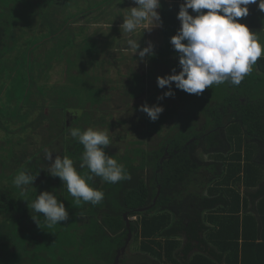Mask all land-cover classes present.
<instances>
[{
	"label": "trees",
	"instance_id": "trees-1",
	"mask_svg": "<svg viewBox=\"0 0 264 264\" xmlns=\"http://www.w3.org/2000/svg\"><path fill=\"white\" fill-rule=\"evenodd\" d=\"M81 1L88 2V6L77 12L70 10ZM117 1L121 2H0V72L10 78L3 99L0 98V127L19 124V132L27 129L32 132L20 139L19 144H13L12 140L0 143V165L4 176L11 181L23 170L40 173L33 187L29 186L23 194L12 182L3 186L5 177L0 176V264H198L199 261L193 259L197 251L207 254L201 264H215L214 260L218 264H238L239 251L249 247L245 229L256 223L253 216L248 215V208L241 219V202L261 200L257 208L264 210V94L258 86L264 82V56L239 86L214 84L200 95L193 94L192 102L201 99L198 104L206 116L202 130L197 127L175 130L178 123L170 120L177 114L171 110L164 111L155 122L146 113H138L139 104L125 112L121 120L123 125L131 127L129 129H141L136 126L143 119L150 140L156 135H169V138L151 152L136 148L134 159L128 155L123 158L110 143L106 154L125 166L130 179L111 184L94 176L91 186L105 193L99 205L83 202L77 205L63 182L47 173L50 162L45 151L53 152L52 148H56L53 160L54 155L67 154L81 174H90L87 168H79L83 145L78 141L63 144L66 135L63 131L69 124H62L63 120L67 116L72 123L80 118L75 112L66 114L68 109H73L90 112L99 118L97 123L108 124L107 117L113 112L107 87L79 85L81 77L71 74L85 50L96 46L93 37L77 32L74 25L82 16L86 23H91L94 18H86L88 13L98 11L103 15L108 6ZM164 19L167 41L157 57L171 61L175 50L170 38L178 30ZM79 38H84L83 42H77ZM51 45L48 64L41 62L37 54ZM71 48L75 57L71 56L68 71L72 81L80 79V82L58 90L62 105L56 108L55 119L60 135L53 140V133L43 128L47 120L43 102L33 100L32 91L41 89L35 72L38 67L42 73L53 59L62 60L66 50ZM14 70L18 73L12 78L10 72ZM158 75L161 77L160 72ZM137 81L125 93L129 100L144 93L140 83L145 78ZM250 82L252 86L248 88ZM67 100L72 106L64 105ZM12 103L15 106L11 108ZM7 105L10 112L4 109ZM36 106H42L41 115L30 121ZM61 107H66L65 112ZM140 143L147 144V140ZM36 145L38 149L32 148ZM254 189L258 190L252 191ZM44 191L54 192L64 202L69 212L68 221L48 228L42 217L41 227L32 219L28 202ZM250 220L252 222H248ZM132 241L140 243V254L136 258L124 252ZM227 253L230 254L226 257Z\"/></svg>",
	"mask_w": 264,
	"mask_h": 264
},
{
	"label": "clouds",
	"instance_id": "clouds-1",
	"mask_svg": "<svg viewBox=\"0 0 264 264\" xmlns=\"http://www.w3.org/2000/svg\"><path fill=\"white\" fill-rule=\"evenodd\" d=\"M132 3L136 6L123 11L118 7L116 9L124 12L123 23L120 25L122 38L125 34L130 36L124 42L126 47H122L121 52L138 54L143 61L146 57L155 56V45L149 41L141 50L140 41L131 38L130 34L140 29L144 33L162 27L159 12L162 5L161 0H132ZM250 5H258L259 10L264 12V0H184L177 16L181 27L170 40L179 54L181 70L177 73L174 68L172 74L157 77V86L162 90L168 89L158 100L175 95L173 84L176 89L196 95L202 94L214 84H241L252 72L253 66L264 56V31H250L247 25L240 22V18L249 15ZM189 10L195 15L190 14ZM139 110L146 113L153 122L164 112L159 104L149 106L147 103ZM67 131L71 138L83 145L84 152L79 168H87L90 174H81L67 154L63 157L57 155L53 160V153L49 150L45 151L46 159L50 162L47 173L63 182L77 205L81 202L99 205L104 200L105 193L91 186L94 176L115 184L130 179V175L114 156L106 154L111 143L109 130L92 127L81 130L70 127ZM39 174L20 171L13 184L23 194L29 186L33 187ZM28 207L32 219L39 227L41 217L48 228L69 219L64 202L54 192L44 191L38 194L34 201L28 202Z\"/></svg>",
	"mask_w": 264,
	"mask_h": 264
},
{
	"label": "rangeland",
	"instance_id": "rangeland-1",
	"mask_svg": "<svg viewBox=\"0 0 264 264\" xmlns=\"http://www.w3.org/2000/svg\"><path fill=\"white\" fill-rule=\"evenodd\" d=\"M0 2L2 3L4 0H0ZM86 6H88V2L81 1L77 4H74L70 10L77 12L79 9L85 8ZM117 7L118 5L110 8L103 15L98 11L88 13L89 15L86 18H94L92 19L91 23H86L85 17L82 16L80 20L74 25L77 32L93 37L94 43L96 44L95 49L85 50V55L77 62L76 66L71 69V74L80 76L81 82L80 79L75 82L70 78L68 65L72 57H75L73 56L75 53L72 54L73 48H71L69 51L66 50V55L64 54V58L62 60L53 59L50 62L51 66L49 65L45 67L46 69L43 70L42 73L37 67L35 79L37 78L36 83L39 87H41V89L39 91L35 89L32 92H34L33 100H42L45 107V115L47 120L46 125L43 128L53 133V140H55L60 135L59 129L56 126L57 122L55 119V110H57L56 108H58L59 105H62V102H60L58 99V90L66 89L68 86L79 84V82V85L94 86L97 84L99 86L107 87L108 90L106 93H108L109 97L111 98L110 105H112L111 108L113 112L107 117L108 124H100L99 122L97 123L99 118L97 116H93L90 112L84 113V111L81 110L74 111L73 109H68L66 114L75 112V115L77 114V116L80 118L72 123L67 119V116L66 119L64 118L62 124L67 122H69V124L68 127L63 131L66 135H64V143H62L67 146L71 143L77 142V140L70 137V134L67 131V129L70 127L80 128L81 130H86L88 127L100 130L107 129L110 133L111 145L119 150V154L123 158L128 155V158L134 159L136 157L134 153L136 148H143L144 150L151 152L161 147L162 144L169 138V135L166 137L156 135L153 140H150V133L147 134V131L145 132V126L143 125L144 120L142 118V121H139V124L136 126H139L141 129L135 130L133 127V130L129 129L130 126L127 127L126 125H123L121 118L124 117L125 112L133 110V107L136 105L139 104L142 106L147 103L149 106H152L159 104L164 108V111L171 110L172 113L177 114V117L175 116L170 120V122L177 121L178 124L176 125L177 127L175 129L177 131L179 127L187 130L191 127H197L198 130H202L206 124V116L199 107V104L202 102L201 99L199 101L196 100V103H193V94H191L190 97H185V95H188V93L176 89L174 84L172 90L175 92V95L173 97L165 98L162 101L157 99L163 95V92L168 91L167 88L162 90L157 86V77H160L158 75L159 72L161 73V76L170 75L172 74L171 66H173L175 69L178 68V73L181 70L179 67V57L178 55H175L178 59L174 58L171 61H167L168 58L160 59L157 57V54L160 52V50L164 48L161 43V40L164 39L162 36V27H156L151 31H145L144 33L143 29H140L133 34H130L131 38L136 39L138 42L140 41L141 50L147 46L149 41L154 44V57H146L145 60L141 61L138 54L134 55L131 52L125 54L121 52V48L126 47L124 42L130 38V36L129 34H125L122 38V33L120 31V25L123 23L122 16L124 15V12L121 11L127 9H125V7L122 9L118 7V9L121 11H117ZM17 27L19 29V25ZM19 33H21V30ZM29 35L30 33L26 34L25 36ZM83 39L84 38H79L77 42H83ZM20 42H22V40H20ZM163 42L165 43V41ZM51 48L52 45L47 46L46 50L42 49L40 53L37 54L40 57L41 62L48 64L50 59L48 58L47 53ZM173 53L175 54L177 52L173 51ZM7 56L9 57V55ZM162 70H165L166 72H162ZM17 73L18 70H14L10 72V76L14 78ZM97 76L99 77L97 78ZM143 78H145V81H142L140 84L141 87H144V93H142L136 99L129 100L125 95V93L128 91V88L130 85L137 83L138 79ZM9 82L10 78L4 77L3 73L0 72V98L2 97V99ZM224 84L229 86L231 85L230 82H225ZM251 86L252 82H250L248 88ZM258 86L262 90V94H264V82L262 81ZM232 90L233 89L231 88V91ZM64 105L72 106L70 100H67L66 104L64 102ZM1 106L2 100L0 99V107ZM13 106H15L14 103H12V105L9 107L12 108ZM41 107L36 106L34 109H32L30 121H35L39 118L42 112V110H40ZM11 108H8V105L4 107V109H6L8 112H10ZM60 109L65 112L66 107H61ZM138 113L143 115V112L141 111ZM142 131L144 134H141ZM31 133V129H27L24 132H19V124L5 125L4 128L0 127V143L7 140H12L13 144H19L20 139L25 137L27 138L28 136L26 134L31 135ZM168 134L172 135V132L170 133L169 131ZM145 140H147V144L140 143L141 141ZM40 145L41 144L38 145L39 148L41 147ZM38 146L36 145L32 148L36 149L37 147L38 149ZM55 150L57 149L52 148L53 152ZM147 173L151 176L150 171ZM4 174V168L0 165V176H4ZM45 180L46 179H44V181ZM11 182L13 183V181L5 177L3 186H9ZM126 252L131 256V258H136L140 254V243L132 241Z\"/></svg>",
	"mask_w": 264,
	"mask_h": 264
},
{
	"label": "crops",
	"instance_id": "crops-1",
	"mask_svg": "<svg viewBox=\"0 0 264 264\" xmlns=\"http://www.w3.org/2000/svg\"><path fill=\"white\" fill-rule=\"evenodd\" d=\"M184 2V0H161V9L159 10L160 15L162 18H165L164 20H168L172 23L174 27H176V30H179L181 27V22L177 19L180 5ZM122 9L125 7V9H129L130 7H134L132 3V0H121L115 2L112 5L108 6V10L110 8H113L117 6ZM190 14L195 15V13H192V10H189ZM207 11V10H204ZM107 12V11H106ZM240 22L247 25L250 29V31L253 32H261L264 31V12H261L258 8V5H250L249 6V15L244 18H240ZM168 25V24H167ZM164 26L166 24L162 21V36L164 37L162 42V46L166 44V35L164 31ZM173 36H171L172 38ZM169 38V37H167ZM170 38V39H171ZM262 40H264V34H262ZM165 41V43L163 42ZM172 58H176L175 55H178V53H171ZM168 57V56H167ZM178 59V58H176ZM179 60V59H178ZM257 191L258 189H254L252 191ZM245 188H241V193L244 194ZM249 199V198H248ZM261 200L254 201L253 199H249L247 201L242 200L241 202V211H240V217L243 220L245 209L248 208V215L253 216L252 220L255 223L252 228L245 229L247 238L250 239V241L247 242L249 244L248 248L244 250L242 249L239 251V257L237 260L238 264H264V210H258V206L261 204ZM248 222H252L251 220ZM244 229L242 230L243 233ZM243 241L240 242V245L242 246ZM231 253V252H230ZM230 253L226 254L229 255ZM207 257V254L201 253L200 251H197L193 255V259L196 261H199L198 264H201L200 262L204 260V258ZM236 262V259L234 260ZM215 264L216 261L214 260Z\"/></svg>",
	"mask_w": 264,
	"mask_h": 264
},
{
	"label": "water",
	"instance_id": "water-1",
	"mask_svg": "<svg viewBox=\"0 0 264 264\" xmlns=\"http://www.w3.org/2000/svg\"><path fill=\"white\" fill-rule=\"evenodd\" d=\"M160 195H161V192H160ZM146 211H149V209H148V210H143L142 212H146ZM126 221H127V223H128V228L131 229V228H132V225H131V221H130L128 215H126ZM132 239H133V234L131 233V235H130V240H132ZM126 251H127V249L124 250V252H126ZM117 264H118V263H117Z\"/></svg>",
	"mask_w": 264,
	"mask_h": 264
}]
</instances>
